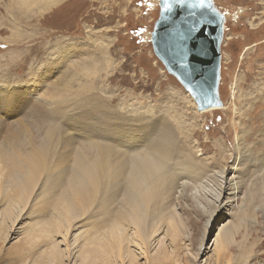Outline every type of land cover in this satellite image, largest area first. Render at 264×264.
<instances>
[{"label": "rangeland", "instance_id": "1", "mask_svg": "<svg viewBox=\"0 0 264 264\" xmlns=\"http://www.w3.org/2000/svg\"><path fill=\"white\" fill-rule=\"evenodd\" d=\"M50 1L0 0V264H264V175L222 220L203 181L237 143L264 157V0H213L208 112L154 52L159 0ZM119 143H164L147 188Z\"/></svg>", "mask_w": 264, "mask_h": 264}, {"label": "water", "instance_id": "2", "mask_svg": "<svg viewBox=\"0 0 264 264\" xmlns=\"http://www.w3.org/2000/svg\"><path fill=\"white\" fill-rule=\"evenodd\" d=\"M167 3V7H166ZM160 16L152 32L153 49L197 103L198 110L223 106L221 46L225 14L213 0H159Z\"/></svg>", "mask_w": 264, "mask_h": 264}, {"label": "bare ground", "instance_id": "3", "mask_svg": "<svg viewBox=\"0 0 264 264\" xmlns=\"http://www.w3.org/2000/svg\"><path fill=\"white\" fill-rule=\"evenodd\" d=\"M52 1L53 0L48 2L45 8L50 7L52 4H55L61 0ZM217 108L218 107H211L205 109L202 112H208ZM163 146L164 143H119L115 159L116 167L118 168L117 171L120 175H118L116 180L118 181V178H120L118 182L122 181L125 176L123 171L126 170L125 168H127L129 164L127 178L131 186L130 190L136 187L143 189L147 188V184L149 185V182L153 178L154 174L161 170V164L163 160ZM127 152H130L129 158L126 157ZM224 158L225 165L223 170L216 171L210 175V178L208 177L203 180L208 184V189L205 191V195L214 199L217 203V211L219 214L221 213L219 220L226 219L227 216L232 218L235 203L240 198L239 193L242 191V186H244L246 183L250 184L255 182L258 175H264V157H260L258 159L255 158L253 155H251V151L248 150V147L245 145V143H237L232 149V155L224 156ZM230 159L232 160L231 162L228 161ZM2 173L3 169L0 167L1 176ZM118 184L120 187V183ZM215 185L219 189L218 192L217 189L213 190L211 188ZM230 221L231 220H226L222 227L226 226ZM220 232V234H222V229H220ZM220 242L221 241L218 243ZM202 246L203 244L200 246L201 251L203 249ZM50 247L51 245L48 247V249Z\"/></svg>", "mask_w": 264, "mask_h": 264}, {"label": "snow or ice", "instance_id": "4", "mask_svg": "<svg viewBox=\"0 0 264 264\" xmlns=\"http://www.w3.org/2000/svg\"><path fill=\"white\" fill-rule=\"evenodd\" d=\"M197 3L199 4H203L204 3V0H197ZM166 7H167V3H166ZM3 45H0V47H2Z\"/></svg>", "mask_w": 264, "mask_h": 264}]
</instances>
